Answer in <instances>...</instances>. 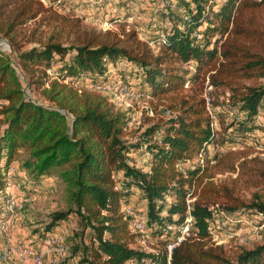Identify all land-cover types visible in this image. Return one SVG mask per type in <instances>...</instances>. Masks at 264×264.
Segmentation results:
<instances>
[{
    "label": "trees",
    "instance_id": "trees-1",
    "mask_svg": "<svg viewBox=\"0 0 264 264\" xmlns=\"http://www.w3.org/2000/svg\"><path fill=\"white\" fill-rule=\"evenodd\" d=\"M56 1L48 7L42 0H0V38L11 48L0 47V210L8 201L7 175L23 151L29 157L22 169L36 179L62 169L67 209L53 213L48 229L77 219L79 228L66 239L76 264H168L167 247L180 237L171 264H264V244L231 260L209 230L222 213L264 217L263 192L248 201L236 192L244 175L264 189V159L238 153L209 159L207 164L217 161L214 170H239L232 185L216 183L210 167L201 164L208 146L219 143L204 97L209 87L214 106L228 104L244 116L221 131L222 146L237 144L258 128L264 104V85L257 84L264 80L259 17L264 0H223L219 10L212 0H150L148 28L141 29L145 38L136 29H88L82 19L54 10ZM132 2L117 6L126 9ZM166 19L172 26L161 31ZM32 22L47 25L51 33L43 38L34 31L28 42L38 45L24 51L20 29ZM119 65L125 71L113 73ZM22 75L49 105L27 95ZM115 81L137 82L141 96L166 99L165 112L174 116L126 140L131 117L97 90ZM219 91L229 94L222 103L214 100ZM140 149L152 156L144 167L129 159L131 150ZM136 193L138 203L147 205L148 247L155 252L146 251L142 235L122 213ZM188 199H194L190 213ZM189 214L192 225L182 236L178 228Z\"/></svg>",
    "mask_w": 264,
    "mask_h": 264
},
{
    "label": "rangeland",
    "instance_id": "rangeland-1",
    "mask_svg": "<svg viewBox=\"0 0 264 264\" xmlns=\"http://www.w3.org/2000/svg\"><path fill=\"white\" fill-rule=\"evenodd\" d=\"M46 6H50L49 2L51 0H42ZM121 0H58V2H53L52 7L57 12L74 18H80L83 21V25L88 29H95L97 31L106 32L114 31L121 33L122 29H136L144 37L141 29L148 28L149 17L146 14V10L153 7L150 0H133L130 6L125 9V7L117 6ZM214 10H219L223 3V0H212ZM165 7V6H163ZM260 21L264 26V10L259 13ZM172 26V22L166 19L161 24V31H168ZM37 30V37L43 36L48 37L51 33L49 27L45 24L39 25V22H32L20 29L19 40L24 43V51L29 50L38 44L29 43V39L33 32ZM145 31V30H144ZM145 38V37H144ZM153 45V42H150ZM0 47L7 51H11L9 44L5 39L0 38ZM57 67H61L58 64ZM124 66L119 65L117 69H112L113 73L123 72ZM192 71L193 67L190 68ZM121 70V71H119ZM123 70V71H122ZM49 73H52L51 71ZM124 72L123 75H126ZM23 83L27 95L41 103L49 105V103L42 97L40 91L36 90L34 87H30L28 80L22 75ZM139 85L137 82H133ZM116 84L125 87L128 90V95L114 97L101 92L110 98L111 102L114 103L118 108L125 111L131 121L128 124L125 139L132 140L136 137H142L144 132L152 127V125L158 123L162 120L167 123L174 114L171 112H165L167 107V100H163L160 103L158 100L152 98L150 95L145 94L141 96L139 91V86H127L124 83L120 84L115 81ZM257 84L264 85V80L259 81ZM90 89V86H86ZM191 88L190 81L187 82L185 89ZM213 89L209 87L204 92V97L207 99L208 114L211 117L212 125L218 134L217 145H209L205 153L206 162L201 163L202 166H209L212 174H214L213 179L216 183H227L232 185L233 179H238L239 170L234 172H222L219 170H214L212 167L216 166V162L207 164L209 159H212L214 155H218L217 160L228 153H238V157H247V159L260 157L264 159V104L261 107V112L256 118L255 124L258 127L253 133H251L248 138L239 139L237 144H226L222 146L223 131L224 127L228 126L230 122L234 119L240 121L244 118L243 114L237 109L230 110L226 104H221L219 106H214L212 104L213 99H211L209 92ZM219 98L215 97V101L218 103L224 102V99L228 98V95H223L222 91H219ZM218 94V93H216ZM228 103V100H227ZM162 104V105H159ZM28 153L21 152L18 159L20 163L15 165L17 168L16 176L14 177L13 192L16 196L26 197L29 201L28 206L24 213V219L19 222L17 230L11 235L9 240L5 243H0V249H5L7 247L20 246V244L25 245L34 253L42 254L44 257L43 264H76L77 260L72 257L70 252L69 259L59 257L55 254L52 247L49 245V241L52 239L58 240L63 245L69 247L66 239L69 236H73L75 231L79 228V224L74 216L71 219H67L61 222L53 230H49L48 226L52 221L53 213L59 211H65L67 209V197H66V184L60 178L62 169H54L52 175H47L36 179V177L28 170L22 169V164L28 160ZM130 162L136 163L139 167L146 166V163L152 161V156L147 154L145 149L131 150L129 153ZM239 163V162H238ZM237 163V164H238ZM195 166L198 164V160L193 161ZM214 170V171H213ZM122 173L116 175V179L121 181ZM250 181V182H249ZM255 178H251L247 175L242 176L236 184L237 196L248 201L253 195L258 191L264 193V189L258 187L255 183ZM24 185V187L22 186ZM132 200L124 204L122 213L127 217H130L131 226L135 222V218L144 217L148 221L147 217V205L139 204L138 198L139 193L133 195ZM194 200V199H193ZM240 214H219L210 223L209 230L212 233V241L218 246H222L228 258L235 260L236 257L244 252L254 250L256 247L264 244V217L257 215L244 214V216L239 217ZM192 225V223L185 222L183 229L181 231L182 236L188 235L187 225ZM176 227H171L174 230ZM169 229V228H168ZM145 231L148 234L147 223ZM135 232V231H134ZM148 239L146 240V245L144 248L148 252H155L150 247H148V242L150 235L148 234ZM20 255L15 254L10 257L7 263L1 264H22L20 263ZM24 264H35L32 258H27Z\"/></svg>",
    "mask_w": 264,
    "mask_h": 264
},
{
    "label": "built area",
    "instance_id": "built-area-1",
    "mask_svg": "<svg viewBox=\"0 0 264 264\" xmlns=\"http://www.w3.org/2000/svg\"><path fill=\"white\" fill-rule=\"evenodd\" d=\"M98 91L103 92L105 94L118 97V96H125L128 95V90L120 85L116 84H108L104 86H100L97 88ZM16 170L17 168L14 167L11 171H9L7 175V186L5 187V194L8 196V201L5 204L4 208L0 210V243H5L6 240H9L12 234L15 233L17 230V226L19 225V222L24 219V213H25V207L27 205V202L29 201L26 199V197L16 196L13 192V188L15 186L13 185L14 177L16 176ZM193 202V199H188V211L189 213L192 210L191 203ZM186 222L192 223V218L189 214V216L186 219ZM147 221L142 217L135 218V222L132 225L133 231L136 233H139L142 235L144 241L143 245H146V240L148 239V234L145 231ZM190 225L188 224L186 226L185 230H188ZM171 229V227H169ZM183 237L178 238V241L176 243L170 244L167 247L168 251V264H171V257L174 248L182 241ZM50 247H52L53 251L56 255L62 258L69 259L70 252L69 247L66 245H63L58 240L52 239L49 242ZM18 254L20 255V263L24 264L25 260L27 258H32L35 262V264H43L44 257L40 253H34L31 251L28 247H25V245L20 244V246H12L7 247L5 249H0V264L1 263H7L11 256ZM70 264V263H69ZM149 264H154L153 262H150Z\"/></svg>",
    "mask_w": 264,
    "mask_h": 264
}]
</instances>
